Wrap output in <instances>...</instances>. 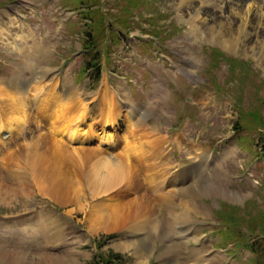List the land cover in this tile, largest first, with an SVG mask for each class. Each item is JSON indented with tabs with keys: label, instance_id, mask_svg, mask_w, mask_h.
I'll list each match as a JSON object with an SVG mask.
<instances>
[{
	"label": "rangeland",
	"instance_id": "374dc122",
	"mask_svg": "<svg viewBox=\"0 0 264 264\" xmlns=\"http://www.w3.org/2000/svg\"><path fill=\"white\" fill-rule=\"evenodd\" d=\"M144 1L146 5L136 10L135 21L129 23L132 27L125 30L128 38L121 37L118 44L112 40L111 57L106 54L103 59L101 81L92 83L82 76L86 58L80 39L83 24L94 20L84 21L72 0H0V85L19 84L30 115L27 124L14 133L16 140L0 147V264H95L99 252L125 256V264H176L177 254L180 264H252L253 256L242 248V241L244 235H252L247 231L250 221L264 216V155L260 148L264 140V0ZM88 3V16L99 24H122L119 10L125 5L123 0ZM112 38L106 32L97 45L106 48ZM233 40L239 43L234 46ZM213 50L226 55L227 61L211 54ZM231 60L239 62L241 72H230ZM105 83L115 109L122 107L133 122L148 114L144 128L156 127V131H147V140L139 129L132 131L141 144H159L154 147L156 155L160 154L153 163L155 168L146 175L138 171L147 195L161 190L167 178L172 181L180 174L185 175L181 178L185 185L198 186L197 191L204 193L173 197L171 206L178 213L187 210L188 223H173L167 216L161 219L166 227L151 236L147 231L121 229L124 225L119 228L109 218L100 220V207L125 200L118 192L120 179L106 192L94 194L88 179L100 158L88 153L103 151L111 161L125 155L123 117L112 118L117 127L106 126L107 133L118 130L117 148L101 144L105 116L97 114L94 118L100 125L90 133L91 140L74 145L60 142L75 170L67 195L52 196V186L42 171L46 164L41 169L33 166L34 156L46 147V136L56 140L48 123L50 103L44 95L48 100L58 94L72 96V110L75 101L77 106L81 101L84 106L98 103V92ZM0 95L1 99L7 97L1 91ZM41 97L43 103L39 104ZM101 104L106 111L107 105ZM111 111L112 117L117 114ZM237 124L240 131L235 134ZM54 142L47 146V153L55 149ZM229 151L232 153L225 155ZM208 157L216 163L207 162ZM49 172L56 180L54 186H63L52 167ZM184 203L199 205L204 214H189ZM125 217L121 224L128 219ZM230 218L237 225L226 231L225 222ZM237 226L246 230L240 232ZM236 233L238 239H226ZM147 239V248L137 245ZM170 248L176 250L175 255L164 256ZM3 252L9 254L8 259Z\"/></svg>",
	"mask_w": 264,
	"mask_h": 264
},
{
	"label": "bare ground",
	"instance_id": "6f19581e",
	"mask_svg": "<svg viewBox=\"0 0 264 264\" xmlns=\"http://www.w3.org/2000/svg\"><path fill=\"white\" fill-rule=\"evenodd\" d=\"M220 35L222 34L219 33V37ZM233 42H234V46H236L237 43H239L237 42V40H233ZM18 85L19 84H16L15 86H11V85L8 86L7 84L0 85V91L4 92L5 95H7V97H4L5 99L3 98V96H2V99L0 98V147L7 146V143H11V141L15 139L13 137L14 133L17 132V130L23 128L25 124H27V120H29L30 118V115L28 114L29 111L27 112V109H26L27 106H25L24 100L21 97V93H19L20 91L17 87ZM55 90L53 92H55ZM47 91L45 89V93ZM107 92L109 91L107 90V86L105 83L104 88H102L101 91L99 92L100 94L98 98H100L99 100L100 102L98 101L97 103V101L96 102L94 101L89 106H86V105L84 106V103L81 101L82 105L77 106L76 101H75L74 103L75 107L74 109H72L73 111L69 107L71 106L73 102L72 96L65 94L62 97H59L60 94H58V96L56 95L57 98L55 97L53 101V100H50V98L48 100L49 96L44 95L43 98L45 99V101H48L50 103V104H47L48 106L50 105L51 107V113L50 115H48V123L50 125L51 134L53 135L52 137L56 138V140L51 139L46 136L45 141H44L46 147H44L43 152L38 153V155L34 156L36 157V160L34 161L33 166L37 167V169H39L40 167L41 169L42 163L46 164L47 167L43 168L42 171L45 170L44 180L46 178V180L50 182V185L52 186L51 187L52 191H50L52 196L60 192L63 193V196L65 194L67 195V193L70 190H72V187H73L72 182H73V176H74L75 170H73L72 167L69 166L70 164H72V162H69V157L71 156L63 152L64 148L63 146H61L60 142L74 145L78 142H81L82 139H84V141L91 140L92 139L91 134L94 133V131L96 130V127L100 125L99 121L95 120L94 118V116L97 114V115L105 116V121H104L105 124H102L105 126L103 127L104 134L102 133L104 136L100 138V140L102 141L101 144H109L110 147L117 148L119 146V139L117 136L118 134L116 135V133H118L117 132L118 128L116 129L117 131L114 130L115 133H107L106 126L108 128L117 127L118 124L116 123L115 120H112V118L117 119L119 117H123L125 127L127 128V133L125 137L122 139L125 144V148H124L126 150L124 152L125 155L122 154L120 156H117L115 157V160L111 161V160H108L106 156H103L104 155L103 151L94 150L92 151L93 154L91 152L88 153V155H92V157L97 156L98 158H100V160L96 162L94 170L91 171L92 177L88 179V182H91L90 185H91V188L95 192L94 194H99L102 191L106 192V190L110 188L112 182H114L117 179L118 180L120 179L119 181L121 182V188L119 189L118 192L120 194V198L124 195L123 200H125L119 205L112 206L111 204H107L103 207H100V209L103 212V214L100 215V220L102 221L103 219L106 220V218H109L110 219L109 222L111 221L113 224L116 223L117 227L119 228L120 226L123 227L124 225V227L121 229H128L133 233H141L143 231H147V233H150L149 235L151 234L154 235V233H157V232L159 233L161 229H164L166 227L162 225L161 219L167 216H171V219H173L172 220L173 223L179 222L178 224H183V225L185 223H188L190 218L186 216L187 210H186V214L182 212L178 213V211H176L177 208H173L171 206L173 197L176 195H181V196H184L185 198L195 197V196H198V194L199 196L200 195L203 196L204 193L202 191H197L198 186H188V184L185 185L183 181L181 180V178H184L185 175L182 176L180 174V175H176L175 176L176 178L172 181L167 178V182L165 184H164V181L161 183V184H164V187L161 190L160 188L157 191L153 190L150 196L147 195V193L144 191L142 187V182H141V179H139L138 171L139 172L141 171L142 175L143 174L146 175V173H150V170L155 168L153 163H155L156 159L159 158L158 156H160V154L158 153V155H156L157 148L154 149V147L155 145H159V144H157L158 143L157 141H153V143L151 142L144 143L143 141V144H141L137 142L139 137L138 138L136 137V139H134V135L136 133H132V131L133 130L136 131V128L139 129L138 132L145 133L143 137H145V139L147 140L148 139L147 131L152 130V129L156 131V127L155 125H152V127H150V129L148 130L144 128V126L147 127L146 124H148L146 123L147 119H149L148 114L142 115L140 119H135L134 122L131 119H128L127 116L122 112V109H123L122 107H118L119 110L115 109V106H116L115 100L110 95V93H107ZM159 92L160 91H158V93ZM43 98L42 97L40 98L41 100L38 101L39 104L43 103ZM52 98L53 97H51V99ZM102 102L105 103V105H107L106 111L102 110L100 107V105H102L101 104ZM26 105H28V103ZM37 109H39L38 106H37ZM112 109L117 113V114H114L113 117H112L113 112L111 111ZM132 109L133 111H135L137 108L132 107ZM45 112H48V111H45ZM68 115L70 117V118L68 117L69 119H67ZM85 129H89V133H86ZM6 133H10L12 135V138L9 139L8 141L3 140L1 136L2 134H6ZM150 137H152V135H150ZM53 141L56 142V144L55 142L54 144H52V145H55V147H53L55 149H51L50 152L47 153L49 151V149H47V146L50 147V143ZM229 153H232V151L226 152L225 155H228ZM207 162H211L214 164L216 163L215 160L212 159L211 157H208ZM31 163L32 162H30V164ZM51 167L56 173H58L57 179L59 183L63 186H60L58 182H57L58 187L56 188L54 186L53 181L55 183L56 180L53 179L49 175L50 173L49 168ZM71 172H74L73 175ZM118 200H121V199H118ZM184 206L186 209L189 210L188 212H190L189 214L191 215L195 214L196 216V215L204 214L203 209L197 204L192 203L188 205L184 203ZM108 207L111 209L108 210ZM162 208L163 210H161V212L163 213H160L159 209H162ZM125 216H128V219L126 220V222L123 221V223L121 224L120 221L122 217H125ZM165 225H167L168 227H171L172 224L168 225V223L167 224L165 223ZM148 242H149V239L143 240L137 245L139 247L147 248ZM163 248L165 252L168 251V247H163ZM170 249H171V252H168V253L164 252V256H166L167 254L169 255V253L172 254V252L175 255L176 250H174V248H170ZM2 254L5 255V258L7 259L9 258V254L7 252H3ZM196 258L199 261L201 260V258H199L198 256H196ZM175 263L180 264L179 254H177V259H175Z\"/></svg>",
	"mask_w": 264,
	"mask_h": 264
},
{
	"label": "trees",
	"instance_id": "16d2710c",
	"mask_svg": "<svg viewBox=\"0 0 264 264\" xmlns=\"http://www.w3.org/2000/svg\"><path fill=\"white\" fill-rule=\"evenodd\" d=\"M88 1L90 0H76V5L79 6H89ZM87 2V3H86ZM125 2V5L123 6V10L121 11L120 17L122 18V24H117L116 27L113 25L107 26V24H99L100 21H96V18L94 19L93 17H89V14H86L85 17L87 19H92L94 20L93 24H90L87 28V31L85 32L84 35V40L82 43L83 50L85 51L86 55L89 57V68L94 69V74L96 78H99L100 71H101V55H100V50L99 46L97 45V41L100 40L101 37L104 38L106 32L111 29L114 31H117L120 35L127 36L128 33H125V30H130L132 27V24H129V21L134 18L136 10L140 6L146 5V2L144 0H123ZM95 15V14H93ZM92 15V16H93ZM128 24H127V23ZM113 34H115L113 32ZM157 36H155L157 39H159L158 33H155ZM116 39H120L121 36L117 35L115 36ZM98 38V40H97ZM207 52V51H206ZM220 57L222 61H227V56L224 54H221L218 51H212L211 54H214ZM207 55V54H206ZM219 58V59H220ZM217 59V60H219ZM232 63L229 64V69L230 72L233 74H236L237 72L240 71V64L238 61L231 60ZM238 70V71H237ZM240 125L238 124L236 127V131H239ZM260 139V138H259ZM262 151L264 152V140H262ZM263 217V218H262ZM261 218H254L252 219L249 223L248 229L250 233H252L251 236H249V240L252 241L250 244H246V247L250 249V251L254 254V257L256 260H254L253 264H264V259H263V253L264 251V216ZM228 221V220H227ZM259 221L261 223H259ZM235 220L230 218L228 223H233L235 224ZM111 239V238H110ZM108 240V238H107ZM107 240L104 242V244H100L99 250L104 247V245L107 243ZM259 243V244H258ZM126 261V257L122 255H116L109 253V255H104L99 252L96 255L95 259V264H124Z\"/></svg>",
	"mask_w": 264,
	"mask_h": 264
}]
</instances>
